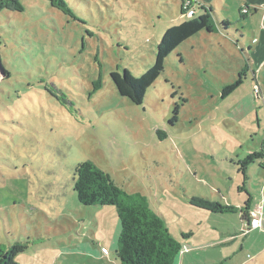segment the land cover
Instances as JSON below:
<instances>
[{"label": "rangeland", "instance_id": "rangeland-1", "mask_svg": "<svg viewBox=\"0 0 264 264\" xmlns=\"http://www.w3.org/2000/svg\"><path fill=\"white\" fill-rule=\"evenodd\" d=\"M9 1L0 245L27 247L17 264H119L116 208L83 206L73 191L84 161L146 198L182 246L175 264H264V228L241 221L264 207V160L241 165L264 146V0H204L227 33L183 42L139 106L110 74L141 77L166 30L189 19L182 3L197 0H63L73 17L47 0Z\"/></svg>", "mask_w": 264, "mask_h": 264}, {"label": "trees", "instance_id": "trees-1", "mask_svg": "<svg viewBox=\"0 0 264 264\" xmlns=\"http://www.w3.org/2000/svg\"><path fill=\"white\" fill-rule=\"evenodd\" d=\"M52 8H61L71 17V10L63 0H47ZM183 1V0H182ZM14 1L0 0V10L6 8V4ZM196 5V4H193ZM188 7L182 3L181 13L186 16L187 9H194L195 14L182 23L168 28L160 39L154 65L141 77H133L127 69L122 74L112 72L110 78L118 94L127 98L132 104L142 105L145 93L159 78L164 70L165 59L183 42L199 35L226 34L230 22L219 23L212 6ZM14 10L21 11V6L14 5ZM245 9H249L248 7ZM239 11L242 19L246 18L248 11ZM197 12H200L198 16ZM196 16V17H195ZM241 37V36H240ZM241 39V38H240ZM245 69H241L238 79L230 85L224 86L221 98L231 95L242 85ZM0 74L8 77L0 63ZM160 134V132H157ZM261 153H254L241 163L243 169L255 160H264V146ZM261 167H264L261 164ZM73 191L78 202L83 206H113L116 208L117 218L120 225L115 251L119 264H174L176 258L182 252V246L166 228L164 220L152 211L141 194H127L119 188L110 176L99 169L91 161L79 163L74 172ZM27 249L26 246L15 244L8 249L0 245V264H17L16 257Z\"/></svg>", "mask_w": 264, "mask_h": 264}, {"label": "built area", "instance_id": "built-area-1", "mask_svg": "<svg viewBox=\"0 0 264 264\" xmlns=\"http://www.w3.org/2000/svg\"><path fill=\"white\" fill-rule=\"evenodd\" d=\"M185 6H189L190 4L189 3H185L184 4ZM187 13H186V17L188 18H191L194 16L195 14V10L192 8V9H187ZM255 93H258V90H255ZM260 218H258L256 215H253L251 216V219H250V224L248 226H250L251 229H260L263 228V217H262V211L260 212Z\"/></svg>", "mask_w": 264, "mask_h": 264}, {"label": "crops", "instance_id": "crops-1", "mask_svg": "<svg viewBox=\"0 0 264 264\" xmlns=\"http://www.w3.org/2000/svg\"><path fill=\"white\" fill-rule=\"evenodd\" d=\"M197 2L198 3H200V5L201 6H204V7H207V6H212L213 8H214V11L216 12V8L213 6V5H211V4H209V3H207L206 1H204V0H197ZM253 2V1H252ZM196 8V7H195ZM256 13V12H255ZM248 16V15H247ZM202 33V32H201ZM200 33V34H201ZM199 34V35H200ZM222 34V33H221ZM207 35H209V34H207ZM210 35H219V34H210ZM241 38H242V35H241ZM262 51H264V49L262 50ZM253 55H255V53H253ZM255 57V56H254ZM254 60H255V58H254ZM245 69H248V66H246V67H244ZM244 214V215H243ZM242 214V217H241V221L244 223H246V225H247V223L250 221V219H251V216L249 215H246V213H243ZM262 217H263V222H264V207H263V209H262ZM263 228H264V225H263ZM183 260V259H182ZM182 260L180 259V262L182 263ZM176 261V260H175ZM180 262H178V264H180ZM174 264H175V262H174Z\"/></svg>", "mask_w": 264, "mask_h": 264}]
</instances>
